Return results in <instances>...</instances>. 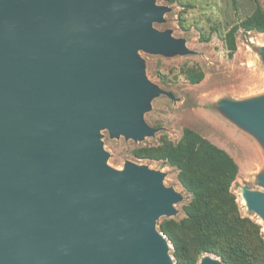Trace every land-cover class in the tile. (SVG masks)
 <instances>
[{"label": "water", "instance_id": "obj_1", "mask_svg": "<svg viewBox=\"0 0 264 264\" xmlns=\"http://www.w3.org/2000/svg\"><path fill=\"white\" fill-rule=\"evenodd\" d=\"M159 17L150 0H0V264H175L155 227L175 196L97 141L103 123L152 130L132 54L171 46ZM232 109L264 131V104Z\"/></svg>", "mask_w": 264, "mask_h": 264}, {"label": "rangeland", "instance_id": "obj_2", "mask_svg": "<svg viewBox=\"0 0 264 264\" xmlns=\"http://www.w3.org/2000/svg\"><path fill=\"white\" fill-rule=\"evenodd\" d=\"M150 1L160 12L150 22L151 28L171 41L170 47H138L132 54L136 73L156 90L145 95L139 110L141 121L152 130L135 136L103 123L97 141L107 153L106 164L117 171L131 165L162 177L163 187L175 200L170 202V212L158 216L155 227L162 232V221L177 222L174 229L188 247L185 264H205L222 259L212 252L198 253L197 231L185 212L192 196L179 179L180 170L166 159L140 157L136 150L159 154L165 141L178 143L187 128L224 148L240 167L231 186L237 209L227 208L225 218L232 223L246 219L232 225L236 244L250 253V264H264V211L249 198L252 192L264 194V131L232 109L264 104V32L240 29L232 54L224 39L235 24L254 15L258 4L264 9V0ZM200 72L202 81L192 82ZM88 141L92 144L94 139L89 135ZM165 238L178 264L174 245Z\"/></svg>", "mask_w": 264, "mask_h": 264}, {"label": "trees", "instance_id": "obj_3", "mask_svg": "<svg viewBox=\"0 0 264 264\" xmlns=\"http://www.w3.org/2000/svg\"><path fill=\"white\" fill-rule=\"evenodd\" d=\"M240 29L264 32V9L260 4L251 18L235 24L225 34L224 39L231 54L237 50L236 35ZM203 78L204 74L200 72L193 75L191 81L198 83ZM159 150V154L144 152L143 149L136 150V153L143 158L166 159L180 170L179 179L192 196L185 206V212L186 220L197 231L198 253L212 252L221 257L225 264H250V253L236 244V230L232 226L246 219H235L232 223L225 218L227 208L237 209L231 186L238 177L240 167L234 157L190 128L185 129L178 143L165 141ZM174 224L178 223L164 220L159 227L173 243L177 263L185 264L184 255L188 247L175 231Z\"/></svg>", "mask_w": 264, "mask_h": 264}, {"label": "bare ground", "instance_id": "obj_4", "mask_svg": "<svg viewBox=\"0 0 264 264\" xmlns=\"http://www.w3.org/2000/svg\"><path fill=\"white\" fill-rule=\"evenodd\" d=\"M262 149L264 150V147H262Z\"/></svg>", "mask_w": 264, "mask_h": 264}]
</instances>
